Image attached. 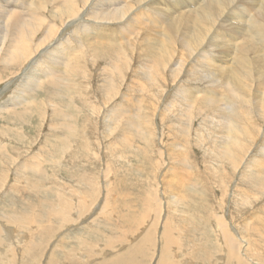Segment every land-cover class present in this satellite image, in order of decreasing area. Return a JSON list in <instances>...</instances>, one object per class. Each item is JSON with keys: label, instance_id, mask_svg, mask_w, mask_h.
Returning <instances> with one entry per match:
<instances>
[{"label": "rangeland", "instance_id": "rangeland-1", "mask_svg": "<svg viewBox=\"0 0 264 264\" xmlns=\"http://www.w3.org/2000/svg\"><path fill=\"white\" fill-rule=\"evenodd\" d=\"M30 1H32L33 3ZM39 1L40 0H28V3L26 4L30 5L29 3H32L31 4L32 6H30V9L33 8L31 10H35V7L39 5L37 4V2ZM103 1L106 2V0H103ZM127 1H129L132 4V7L133 6L136 7L137 13L136 12L134 13L136 14L137 17L141 16L140 18L142 19L147 18L145 17L146 15L143 14L144 10H140V8L144 9V5H145L144 1L143 2L140 1L141 3L136 2L134 0H127ZM165 1L166 3H169L168 1L170 0H165ZM73 3L75 4V8H77L78 6L77 14H75L74 16L63 17L62 15L59 17L58 15H55L54 13H52L55 9L52 6V4L50 6L47 3L44 4V0H43L44 8H42L40 12L38 13V15L41 18H35L36 20H38L40 24V26L38 27L40 31H37L38 30L37 29L36 31L34 30L35 32L32 33V42H33L32 46L34 47L33 48L30 47V48L32 49L31 52L35 50L34 51L35 54L34 53L32 54L36 56L39 51L42 53H45L41 49L51 44L53 38H54L53 41H56V37L62 38L63 34L59 33L61 29L65 28L67 30L66 32H68V34L67 33L65 34L66 36L65 38H68L69 36L70 38H72V40H74L76 37L75 35L76 26L73 24L72 25L70 24V22L73 20L72 18L74 17L78 19V16L82 15V18L83 19L85 18V19L82 22L81 20L78 22L79 24H83L84 21L86 20L89 21L91 19L90 18L91 12L93 10L99 11V8H100V5H99L100 1H97V0H73ZM139 3L141 4V6ZM98 5H99V8H98ZM140 13H142L143 15H140ZM35 19L33 22H35ZM126 19L127 18H125L123 24L130 22L129 18L127 19L129 21H127ZM143 21H146V20H142V22ZM68 22L69 24L67 25ZM108 23L109 24L107 25H110L108 26L109 31H112V28L114 30L119 27V25H117L118 21L111 20ZM140 24L136 25L137 29L135 28L134 30L135 33H133L130 36L129 41L131 43L127 45L129 49L128 59L130 58L131 60L129 59L127 61L128 66L126 64L127 69L125 68L124 71L125 72L127 70L129 71L130 70L129 66L133 64L131 66V70L129 72L127 71L129 75L127 73L126 74L123 73L124 76L123 75L118 76V79H117V76H114L113 74H111L112 76L111 78H109V82L114 81L115 84L117 85L116 91L111 92V94H109L107 91H102L100 93L98 88L104 84L107 85L106 83L107 79H106V76L104 75L105 73H109L108 71H104L103 74L101 75L100 73H102L103 70L101 69L100 71V67L101 68L104 67L108 69L109 66L105 65V62L102 58H98L93 61L94 63L93 62L88 63L86 66L88 68V74L86 77L88 78V76L91 73L93 75L95 74L94 77L91 74L92 76L90 75L88 80L87 78L85 80H82L80 77L74 78L75 83H78L79 79L82 80L83 83H85L83 84L84 86L83 90L84 89L85 91L87 89L89 90V91L87 90V92L85 93L86 99H88V103H89V105H86V107L81 108V106H84V105L80 102V99H78V97L77 99L74 100V102L77 103L76 104L74 102L72 103L69 102L70 99L61 98V97L54 98V100L53 99L48 100L45 98V96H43L44 95L43 92H38L37 97H36V94H35V97L37 99L42 98V100L44 101L43 102L38 101V105L30 106L31 110L29 111V113L27 112L28 113L27 118H24L22 121L18 119H13L11 116L7 114H5L7 116L4 115L5 116L4 118V116L2 115V113L4 112L3 111L0 112V136H1L0 138H2V136L4 135L3 137L4 139L6 138V141H7V138L9 136V141H8L9 144L16 142L15 147L16 148L19 147L20 150H22V151L16 150L13 156H17V155L25 156L26 154H28L29 151H31V149L36 151L37 150L36 148L39 146V144L42 141L46 140L45 138L46 133H48L49 136H53V134L59 133L62 136L68 135L69 137H70V132L76 133V137L75 135H73L70 138V140L67 141V143L65 142L59 147V148L65 149L66 155L65 154L60 155L59 150L55 152V155L53 157L61 156L60 157L61 162L56 161V159L53 158L48 161H45L42 164L44 165V167L46 166L43 170V173H44V177H43L44 179L42 180L43 187H40V189L41 188L43 189L41 190L37 199L34 198L29 192L27 194L25 193L24 197L22 194H18L19 191L17 187L19 186V184L22 185V183L19 181L15 182V173L9 169V166L4 165L5 163L7 164L8 160L7 161L5 160V163H3L2 159L5 156H3L4 154L3 152L0 153V181L2 182V186L0 187V223H1L0 233L2 234L5 233V231L3 230L4 227L15 226L17 228V231L24 233L25 238L27 237V235H28L27 238L33 235V237H31L30 240H27L24 242L22 241L23 243L19 242L17 239L14 238L15 240L14 239L13 240L15 243L14 245L15 247L13 246V243L11 241L10 243L6 237L1 235L0 251L4 252L3 253L4 255L0 252V264H25V262L26 264H28L29 261H32L29 264L31 263L32 264H48L50 260H56V258L59 261L58 262L56 260L58 264H63V262L64 264H104L107 262L108 263L111 262L112 258L122 255L123 251L126 252L131 246L139 243L140 241H142L144 245H146L144 246V249L146 248L145 254L138 257L139 260L142 258L140 260L141 263L138 262L134 264H220V263L230 264V262L231 264H238L236 263L237 260L234 258L235 257L237 258L239 256H240L239 258H241V260L243 261V264L244 262L246 264L247 260L249 262L251 261L250 262L251 264L252 263L253 264H264V247H263L264 239H262L264 238V228H263L264 225H262L263 224L262 222L264 221V213H263L264 212V206H263L264 205V193L263 194L258 193V191L257 193H254L256 192L255 190H252V192L250 191L249 193H254L251 195L253 199L255 198L253 200L250 195L247 196V194L249 193L247 194L245 193L247 192L246 191L247 189H246L244 192V194L246 195V196L244 195V197H246L244 198V200L246 201H244L245 203L242 202L243 197H238V196L241 194L240 192L243 191L241 189L242 188L245 189V188L237 182H240L239 177H241L240 174H242L241 171L244 165L240 163V165H238V168L231 169L232 167L230 168L229 163H227L225 160H220L216 158L210 153L211 151H216L217 148H222L219 145L222 144L221 140L223 141L224 137H223L222 130H220L221 127L219 126H221V116L223 115V113L221 112L219 113L220 118L217 115L207 116L201 113L199 114L198 112H196L198 115L196 113L193 115L191 124H189L190 127H188L191 129L187 133L188 140L185 141L186 146H189V147L187 149L184 148L183 150L184 159L187 161L185 165V168L187 170L183 166H181V168L183 169L181 170L179 168L180 165L174 161V159L172 158V155L171 156L170 154L168 155L167 153L168 149H167V152L165 151L166 148H168L167 143L170 145L172 143H175V141L178 140V137H177L178 135L175 133L176 127L180 122V121L178 122V120L180 118H183V115H184L183 113L185 111L184 105L182 106L181 103H177L178 105H176V103L174 102V103L169 104L170 106L167 105L168 107H166L165 105L167 104V102L168 103L169 101L171 102L173 97H175L174 96L175 87L179 81L185 78V75L180 74L179 81L176 83L172 77L173 74L175 73L171 74L170 69H166V68H169V66L166 65V68L164 66L163 67L164 70L160 71L162 73L164 72V74H166L165 72H167L166 76L165 75L157 76L158 75L157 74L155 78L156 81L154 82L155 84L154 83L150 84L149 81L147 83V80L143 76L144 75L143 71L141 70L142 62L139 56L142 54L141 47H143V45L146 43V41L144 40H147L148 42H152V39L150 38L151 34L149 33V30H148L149 28H151L152 22L150 23V21L149 22L147 21L146 24L145 23L142 25ZM41 26H43L42 29H41ZM146 26L148 27L147 30H146L147 28ZM49 27H52L51 28V30L53 31L52 39L50 41H47L45 45L36 46L35 44L37 43L38 45L39 38L42 37L41 31L46 30ZM135 34H137L136 36L138 37H136ZM145 34L148 35L149 37L146 36ZM140 35L142 36L139 37ZM156 38L157 40L159 39L164 40L162 35H158ZM134 42L136 43V45L133 44ZM55 43L56 42H53L50 47H52V45H54ZM124 43L125 42H123V44ZM133 48H137V49H133ZM38 56H41L40 53ZM132 60H136V61H133L132 63ZM13 64L14 66H10L11 69H7V68L4 69L0 65V74L3 75L2 76L3 80L1 79L0 81V103H2V100L6 101V99H10L13 95L16 94V91L13 90V88L16 89L17 84L20 83V82L18 83L17 79L21 77V73H24L26 70H28V68L30 70V68L32 67L30 61L28 62L25 61L21 65H19L18 62H13ZM98 64L100 65V67ZM143 64H145L144 58H143ZM96 66H98V69H95L97 68ZM257 73H256V76H258ZM260 74L262 73L260 72ZM92 77H93V80H92ZM104 78L106 80H104ZM133 78H135V80H132ZM139 78H141L140 81H139ZM15 80H16V83H14ZM144 82H145L146 87L142 86L144 85L143 84ZM124 83L126 86H124ZM191 84L197 85V86L199 85L205 86L207 84V81H204V80L192 81ZM252 85L251 83L250 85L248 83V86H252ZM254 86L255 87L253 88L250 87L252 90H249L250 88L249 89L243 88V90L251 91L248 93V96H246V98L250 97L251 94L252 95L255 94L253 90H256L257 88L256 83L254 84ZM97 91L100 95L98 93L96 94ZM247 91L246 93H244L245 91L242 92L241 93L242 95H240L239 98H244L245 96L243 95H247ZM137 94H139L140 96ZM124 99H129L131 101V103H129L128 106L130 107V114H132V120L134 119L133 122H135L133 123V125L134 124L136 125V126L134 125L133 127V130L135 131V136L134 137L132 136V140H130V142L133 141L132 142L133 144L130 143V146L132 147L131 149L125 148L124 150H122V147L119 146V148H117L115 145L116 150H114L113 145L112 146L109 145L111 140H113L114 142L116 141L117 138H119L118 144H120L123 147L126 146V144H124L123 142V137H121L119 134V132H121L124 127L123 126L124 119L122 117V114L119 113L120 110L122 109L121 106H122V101ZM103 100L107 102L105 103ZM140 100L142 104H140L141 103ZM99 101L100 103H98ZM112 101L114 103L116 102L115 112L120 114L119 117L117 115L118 125H116L115 123L113 128L111 127L106 130V128H103V127L106 126L107 124L106 122L108 121L109 117L105 115H107L108 110L112 107V104H113ZM144 103H145V107H144ZM75 104L77 105L76 106L77 108L73 109ZM54 105L60 107L59 111L63 113L65 112L64 114L66 113L70 114V111L72 112L71 115L73 116H70V120L67 122L68 126L57 127L55 130L49 129V124L52 123L51 113H54V110H53ZM92 106L99 109L100 111L97 109L95 110L94 107ZM181 106L183 109H181ZM38 109H40L41 111ZM42 112H45V113H42ZM263 113L264 112H262V114H257V112H255V114H253L251 112V114L253 115H249L250 118L253 117V119L251 120L252 124L257 125V128L259 129L262 128L261 126H264V114ZM42 114H44L45 116H43ZM83 115H85L87 119L84 118ZM254 116L257 119L254 118ZM215 117L217 118L215 119ZM61 119L62 118L60 117V121ZM97 120L99 122H96ZM209 121L210 122L213 121V122L210 123ZM205 122H208V123H205ZM215 122H217L218 124H216ZM85 123H86V126H85ZM108 124H111V122H108ZM7 126L16 127L19 129L22 128V132L24 133V136H25L23 141H21L23 136H21L19 133H15L19 129L17 130L14 129L12 132H10L13 134L9 135L8 134L9 129L7 128ZM71 126L73 130H70ZM118 126L122 129L121 130L117 129ZM250 127L252 128V126ZM90 128L92 130H90ZM141 128L144 130H142ZM169 128H171L170 130L174 129L175 131H170ZM212 128H214L217 131H215ZM112 129L114 130L113 133L115 134V136L112 133ZM208 129H209V132H208ZM106 132L110 136H108ZM255 132H256L255 136L257 137L248 136L249 137L247 141V152L248 153L244 158L245 159L244 161L246 163L248 162V160L250 161V158L253 155H255V151L257 149L260 153V151L262 150L261 148L264 147V146H261V145H264L263 130L260 129V131H255ZM87 133H88V137L86 138ZM103 133L104 135L107 136V138L106 136L102 137ZM153 133H156V136H154L155 134ZM116 134H118L119 137L117 135V138L113 139V136L116 137ZM141 134L143 136H141ZM172 134L174 137L176 136L175 137L176 139H173L172 138L173 136H170ZM227 135L228 134H226V136ZM74 139L76 142L74 141ZM144 139L148 141H145ZM37 141H39V143ZM197 142H199L200 144L199 143L197 144ZM261 142L263 143L261 144ZM258 144H259V147H258ZM110 146L112 147V149ZM9 149L11 148L9 147ZM67 149L68 151H66ZM162 150H163V154H161ZM122 151L124 152L122 153ZM53 162H56V163H53ZM60 163H62L61 166H60ZM105 168L108 169V175L105 176L104 178L103 170L105 171ZM222 169L223 170L225 169L224 173H222ZM183 175H185L186 178H184ZM24 176H26V174ZM90 176L93 177L94 181L90 179ZM178 178L182 180L180 181V179ZM178 180L182 182V185H180L182 188H180V190L178 187H176L177 185L179 186V184H177L176 182ZM174 182H176L177 185ZM86 184H87V187L90 184L91 185L90 187L87 188ZM235 185L240 187V190H241L240 192L237 191L238 187H236ZM51 186L54 190L51 188ZM171 186H174V187H171ZM187 187L189 188L188 189L189 191L194 189L192 193H195V194L193 195L190 194L189 191L186 190ZM203 189L209 192V196L201 192ZM234 190L238 192L239 194H237ZM57 191H58V194H57ZM179 191L180 192L182 191V192L180 193ZM16 192H18L17 193L18 195L16 194ZM53 192L55 194H53ZM185 192L190 194V197L188 199H185V197H182V194H185ZM235 196H237V198L239 199H237ZM247 197H250V198L247 199ZM105 198L107 199L106 207L102 203L105 201L104 200ZM233 198L234 200H236L235 202L233 201ZM20 199L22 201H20ZM26 199L31 200V203L25 204V206H23L22 219L26 215L27 219H25V221L28 220L29 223L23 221L21 222V224L20 222L19 223L17 222V225H16V223H13V221H11L10 219L8 220V218L3 217V215H1V210H3L4 212L6 208H9V206H12V205L21 207L22 203L23 202L25 203ZM96 199H98V201ZM145 199L147 200L144 201ZM41 200L43 201V204L41 205L42 207L39 205L41 203ZM86 200L88 202V205L86 204ZM47 201L48 202L51 201V203H54V204L51 206V204H48ZM92 202L94 203L93 205H92ZM240 202L244 204L240 205ZM213 204L215 205V207ZM68 205H69V209H68ZM62 210L64 211V213ZM100 210L105 211L107 213L100 214ZM208 210H210L209 212L211 213L209 219H207V215L209 214ZM97 211L99 212L98 214H97ZM54 212H56L57 214ZM223 213H225L224 215L230 222L231 227L229 225L221 226V224L218 223V220H217L218 217L216 218V220L214 219V217L217 216V214L222 215ZM18 214L22 216L21 212H19ZM213 215L214 217L212 218ZM29 216L30 217L32 216V217L30 218ZM258 217L260 220L262 219V222L259 221ZM19 218L17 221H22L20 220L21 218L20 219ZM29 219L32 221H30ZM253 220L254 221L256 220V221L254 222ZM256 222H259V224L257 223V224L252 225V223H256ZM246 223H248V225H246ZM255 225H260V226L262 225V228L260 229L259 228L260 226L255 227ZM149 226L150 227L152 226V228L155 231ZM244 227H246L247 230ZM150 229L152 230V232ZM166 229L168 231L170 230L175 231L174 234L177 237H179L178 240L180 239L179 242L176 241L177 243L174 245L175 252L174 251L171 252L172 248L171 249L168 248L167 250V242H166L167 237L164 235V230L167 231ZM258 229H259V234H258ZM224 230L227 232L223 233ZM148 231H150V233ZM256 231L257 233L254 236ZM260 232L262 235L260 234ZM148 233L149 235L152 233V235H150L151 237L147 236ZM230 236L232 240H234L235 246L238 245L240 248L239 251L237 250L239 256L237 255L234 256L235 255L234 251L228 249V245H227L228 243L225 242L226 241L225 238H228ZM151 238L153 239L151 240ZM115 240H118V242H114L112 243L113 245L109 246L108 241H115ZM8 242L10 243L8 254H13V253L15 254L14 258L13 257L10 258L9 261H7L8 260L7 258H9L10 255H7V253L4 251V248H3L5 243L8 244ZM21 245L28 248V253L26 252L25 254H22L23 250H21L20 252L16 250L18 246H21ZM11 247H12V251H11ZM70 250L73 253V256L71 257H69V254L71 253ZM23 255L25 256L24 258L22 257ZM145 255H147L148 260L145 258ZM29 256H31L30 258L32 260L29 259ZM52 257H54L55 259ZM64 258H67V259H64ZM187 259L190 261H187ZM233 261H235V263ZM249 262L247 264H250ZM132 263L133 262L129 264H132Z\"/></svg>", "mask_w": 264, "mask_h": 264}, {"label": "bare ground", "instance_id": "bare-ground-1", "mask_svg": "<svg viewBox=\"0 0 264 264\" xmlns=\"http://www.w3.org/2000/svg\"><path fill=\"white\" fill-rule=\"evenodd\" d=\"M97 1H100V4H99L100 8L98 5L99 11L93 10L91 12V17H90L91 19L89 21L86 20V21H84L83 24H79L78 21L81 20V22H82L85 19V18L84 19L82 18V15L78 16V19L74 18V17L72 18L73 20L70 22V24L71 25L73 24L76 26L75 27L76 28L75 29L76 37L74 40H72V38H70L69 36H68V38H65L66 37L65 34L66 33L68 34V32H66L67 30L65 28L61 29L59 31V33H62L63 35H62V38L56 37V41H53L54 38L52 39V33H53V31L51 30L52 27H49L46 30H42L41 31L42 37L39 38V43H38V45L36 43L35 44L36 46L45 45V43L47 41H50L51 39H52L51 44L53 42H56V43L54 45H52V47H50L51 44L47 45L46 47L41 49L45 53H42L39 51L37 53V55L35 56L34 55L35 50L33 52H31L32 49L30 47H32V48L34 47V46H32L33 45L32 33L35 32L38 29V27L40 26L38 20H36L35 18H41L38 15V13L40 12V10L42 8H44L43 0H40L39 2H37V4H39V5H37L36 7L34 6L35 10H31L33 8L30 9V6H32L31 4L33 3L32 1H30V2H32V3H29L30 5H27L26 3H28V0H23V1L22 0H0V65L4 69L5 68L11 69L10 66H14L13 62H18L19 65H21L25 61L26 62L30 61L31 65H32L30 70L28 68L29 71L26 70L24 73H21V77L19 79H17L18 83L19 82L20 83L17 84L16 89L13 88V90L16 91V94L13 95L10 99H6V101L2 100V103H0V112H2V111L4 112V113H2V115L4 116L5 114H7V115L11 116L13 119H18L20 121H22L24 118H27V114L31 110L30 106L38 105V101H40V102L44 101V100H42V98L41 99L36 98L38 92H43L44 93L43 96H45V98L48 100L49 99L54 100V98L61 97V98L70 99L69 102H71V103L74 102V100L77 99V97H78V99H80V102L84 105V106H81V108L86 107V105H89L88 99H86V95H85V93L87 92L88 89L86 88L87 89L86 91H85V89L83 90V88H84L83 84H85V83H83L82 80H85L87 78L86 77L88 74V68L86 67L87 64L92 63L94 60H96L98 58H102L105 62V65L109 66V68L106 69L103 66H102L103 68H101L100 65L98 64L100 67V71H101V69L103 70L102 73H100V74L102 75L104 71H108L110 73V75H109V73H105V75H104V76H106V79H107V82H106L107 85L106 84L102 85L100 83L102 85V86H100V84H99L100 87L98 89H99L100 93L102 91H107L109 94H111V92L116 91L117 85L115 84L114 81L109 82V78H111V76H112L111 74H113L114 76H117V79H118V76L123 75V73H125V74L127 73L128 70L125 72L124 69L126 68L127 61L130 59V58L128 59L129 49L127 47V45H129L131 43L129 41L130 36L133 33H135L134 30L137 27L136 26L137 24L141 23L140 25H142L144 23L146 24L147 21L148 22L150 21V23L152 22L151 28L148 29V27H147L148 25H147L146 30L148 29L149 33L151 34L150 38L152 39V42H148L147 40H144V41H146V43L143 45V47H141L142 54L139 56L140 60L142 62L141 70L143 71V74H144V75L143 74L142 75L147 80V83H148V81L150 82V84L154 83L156 81L155 78H156L157 74H158L157 76H162V75L166 76L167 72H165L166 74H164V72L163 73L160 72L161 70L162 71L164 70V68H163L164 66L166 68V65L169 66V68H166V69H170L171 74L175 73V74H173L172 77L176 83L179 81L180 74L185 75V78H183V80L179 81L177 83V85L175 84L176 85L175 93H174L175 97H173L171 102L168 100L169 103L167 102V104L165 105L166 107H168V106H170L169 104L175 102L176 105H178L177 103H181V105L182 106L184 105V108H185V111L183 113L184 114L183 118H180L178 120V122L179 121L180 122L176 127L175 133L178 135L177 136L178 140L175 141V143H172L170 145L167 143L168 148L164 147V148H166L165 151L167 152V149H168V152H167L168 155L169 154H170V156L172 155V158L174 159V161L180 165L179 168L181 170H183L181 168V166H183L185 168V165L187 162L184 159V151L183 150H184V148L187 149L189 147V146H186L185 141L188 140L187 133L191 130L188 127H190L189 124H191V120H192L193 115L196 112H198L199 114L201 113V114H204L207 116H210V115L211 116H216V115L219 116V113L221 112V113H223V115L221 116V126H219V127H221L220 130H222V132H223L224 139H223V141L221 140L222 144L219 146H221L222 148H217L216 151H211L210 152L211 155L215 156L216 158H218L220 160H225L227 163L230 164V168L232 167L231 169L238 168V165H240V163H242V165H244L243 169L241 171L242 174H240L241 177H239L240 182H237V183L241 184L245 189L242 188L241 190H243V191L240 192L241 191L240 187L236 186L237 183L235 185L236 187H238L237 191L241 193L238 197H243L242 202L246 201V200H244V198H246V197H244V195H245L244 192L246 189H247L246 190L247 192H245L246 194L249 193L250 191L252 192V190L256 191V192L253 191L254 193H257V191H258V193L263 194L264 193V147L261 148L262 150L259 149V150H261L260 153L257 149L255 151V155H253L250 158V161L248 160L247 163L244 161L245 160L244 158L248 153L247 152V141L249 138L248 136L254 137L255 133H256L255 131H260V129H262L264 132V126L260 125L262 128H260V129L257 128V125L252 124L251 120L253 119V117L250 118V116H249V115L255 114V112H257V114H262V112H264V0H170V1H168L169 3H166L165 0H134L136 2H140V1L145 2L144 9L140 8V10H144L143 14L146 15L145 16V17H147L146 19L140 18L141 16L137 17L136 14L134 13V12L137 13L136 7L133 6L134 7L133 8L132 4L127 0H106V2H104L103 0H97ZM45 3L49 4V6L52 4V6L55 8L52 13H54L55 15H58L59 17L62 15H63V17H68V16H74L75 14H77L78 6H77V8H75V4L73 3V0H44V4ZM94 3H95V1H94ZM89 4H90V2H89ZM140 6H141V4H140ZM88 13H90V12H88ZM143 14L140 13V15H143ZM40 15H41V13H40ZM125 18H127V19L129 18L130 22H128V23L125 22L126 24H123ZM34 19H35V22H33ZM111 20L112 21L113 20L118 21L117 25H119V27L114 29V30L112 28V31H109L108 26H110V25H107V24H109L108 22H110ZM142 20H146V21L142 22ZM127 21H129V20H127ZM52 23H54V22H52ZM68 24H69V22L67 23V25ZM44 25H46V24H44ZM55 25H56V23H55ZM42 27L43 26H41V29H42ZM37 31H40V29H38ZM136 35L137 34H135V36ZM158 35H162L164 40H161V39L157 40L156 37ZM141 36L142 35H140L139 37H141ZM143 36H144V34H143ZM146 36H148V35H146ZM136 37H138V36H136ZM132 38H133V36H132ZM141 40H142V38H141ZM123 42H125V43L123 44ZM136 42H138V41H136ZM133 44L136 45L135 42ZM38 48H40V47H38ZM84 48H85V50H84ZM133 49H137V48H133ZM36 51H38V50H36ZM32 53H34V54H32ZM39 53L41 56H38ZM143 58H144L145 64H143ZM133 61H136V60H132V63H133ZM96 62H98V61H96ZM91 65H93V64H91ZM132 65L129 66L130 70H131ZM127 66H128V64H127ZM96 67L97 68H95V69H98V66H96ZM91 71H93V70H91ZM183 71H184V73H183ZM257 72L259 74L261 72L262 74H260V75H262V76H260ZM256 73L258 76H256ZM90 75L88 76V78L90 77ZM94 75H93V77H94ZM142 75H140V76H142ZM2 76L3 75L0 74V81L2 79ZM75 77H80L82 80L79 79L78 83H75L74 82ZM93 77H92V80H93ZM128 77H130V76H128ZM88 78H87V80H88ZM125 78H127V77H125ZM125 78H123V79H125ZM131 78H132V76H131ZM97 79H99V78H97ZM106 79L104 78V80H106ZM140 79L141 78H139V81H140ZM132 80H135V78H133ZM199 80L207 81V84L205 86H202V85L197 86V85L191 84L192 81H199ZM63 81H65L66 83ZM248 81H250V82H248ZM252 82H254V83H252ZM14 83H16V80ZM97 83H98V81H97ZM248 83H249V85H250V83H251V85L252 84L253 85L248 86ZM255 83L257 86L256 90H253V92L255 93L254 94L255 96L250 93L251 94V95L249 94L250 97L246 98V96H248V93L251 91L243 90V88H246V89L247 88L249 89L250 87L253 88V87H255L254 86ZM127 84H128V82H127ZM136 84H138V83H136ZM143 84L144 85H142V86H145V82ZM8 86H10V85H8ZM124 86H126L125 83H124ZM121 87H122V85H121ZM129 87H131V86H129ZM98 89H96V90H98ZM92 90H93V88H92ZM136 90H137V88H136ZM249 90H252V89L250 88ZM246 91H247V95H243V96H245L244 98H239L240 95H242L241 93L242 92L246 93ZM144 92H145V90H144ZM97 93H98V91L96 92V94ZM35 94H36V97H35ZM112 94H114V93H112ZM137 95H139V94H137ZM151 97H153V96H151ZM142 99H144V98H142ZM110 100H111V98H110ZM141 100H140V102H141ZM260 100H262V101H260ZM108 102H109V100H108ZM74 103H76V102H74ZM98 103H100V101ZM129 103H131V101L129 99H124L122 101V106H121L122 109L120 110L119 113L122 114V117L124 119V124L121 122L124 127H123V129L120 128L119 126L117 128L120 130L122 129V131L119 132V134L121 137H123V142H124V144H126V146L123 147L120 144H118V139H119V138H117L118 134H116V137H114L115 134L113 133L114 130L112 129V133L114 134L113 139H115V138H117V139L114 142H113V140H111L110 143H112V144L109 143V145H111V146L113 145L114 150H116V147L119 148V146L122 147V150H124L125 148H130V149L132 148L130 146V143H132L133 141L130 142V140H132V136L133 137L135 136V131L133 130V127L135 125V124L133 125V123H135V122H133L134 119L132 120V114H130V107L128 106ZM145 103H147V102H145ZM145 103H144V107H145ZM45 104H46V102H45ZM76 104L73 107V109L77 108ZM113 104H112V107L108 110L107 115H105V116L109 117L108 121L106 122L107 123L106 126L103 127V128H106V130L111 128V127L113 128L115 123H116V125H118L117 119H118L120 114L115 112L116 102L115 103L113 102ZM140 104H142V102ZM134 105H135V103H134ZM148 105H149V103H148ZM182 106H181V109H183ZM92 107H94V106H92ZM142 107H143V105H142ZM59 108L60 107L54 105V109H53L54 113H51V116H52L51 122L52 123L49 124V129L55 130L57 127L68 126L67 122L70 120V116H73V115H71V113H72L71 111H70V114H67V113L64 114L65 112L63 113V112L59 111ZM40 109H38V110H40ZM94 109L96 110L97 108L94 107ZM32 110H34V109H32ZM97 110H99V109H97ZM251 112L253 114H251ZM42 113H45V112H42ZM7 115H5V116H7ZM33 115H34V113H33ZM42 115L45 116L44 114H42ZM117 115H118V117H117ZM5 116H4V118H5ZM60 117L62 118L61 121H60ZM83 117L87 119V117L85 115H83ZM199 117H200V115H199ZM216 118L217 117H215V119ZM219 118H220V116H219ZM254 118H256V117L254 116ZM57 120H59V121H57ZM151 121H152V119H151ZM96 122H99V121L97 120ZM108 122H111V124H108ZM211 122H213V121H211ZM217 122H215V123L218 124ZM121 123H119V124H121ZM205 123H208V122H205ZM145 125H147V124H145ZM85 126H86V123H85ZM87 126H89V125H87ZM250 126H252V128ZM174 127H172V128H174ZM7 128L9 129L8 130L9 135L13 134L10 132H12L14 129H16V130L19 129V128L12 127V126L11 127L7 126ZM20 129L17 130V132H15V133H19L21 136H23V138L21 139V141H23L25 136H24V133L22 132V128H20ZM117 129H115V130H117ZM170 129L171 128H169V130ZM212 129H214V128H212ZM70 130H73L72 126H71ZM90 130H92V129L90 128ZM142 130H144V129H142ZM139 131H140V129H139ZM170 131H175V130L173 129ZM215 131H217V130H215ZM208 132H209V129H208ZM153 134H155L154 136H156V133H153ZM226 134H228V135L226 136ZM73 135H75V137H76V133H74V132H70V137L68 135L62 136L59 133L53 134V136H54L53 137V136H49V134L46 133L45 134L46 140L42 141L39 144V146L36 148L37 150L35 151V150L31 149V151H29L28 154H26L25 156H22V155L21 156L20 155L13 156V154H15L16 150L17 151H22V150H20L19 147L18 148L15 147L16 142L9 144V142H8L9 136L7 138V141H6V138L4 139V137H3L4 135L2 136V138H0V150H1L0 153L3 152L4 153L3 156H5L2 159L3 163H5V160L6 161L8 160L7 164L5 163L4 165L9 166V169L15 173V182L19 181L22 183V185L19 184V186L17 187L19 193L16 192V194L17 193L22 194L24 197L25 193L27 194L29 192V193H31V195L34 198H36V199L38 198L41 190L43 189V188L40 189V187H43V181H42L44 179L43 178L44 177L43 170L46 167V166L44 167V165H42V164L45 161H48V160L53 159V158H55L56 161L61 162V158H60L61 156H58V157L57 156L53 157V156L55 155V152L57 150L60 151V155H63V154L66 155L65 149L59 148V147L62 144H64L65 142L67 143V141L70 140V138ZM107 135H108V133H107ZM103 136H106V135H104V133H103L102 137ZM108 136H110V135H108ZM141 136H143V135L141 134ZM170 136H173V134ZM225 136H226V138H225ZM87 137H88V133L86 134V138ZM118 137H119V135H118ZM175 137L173 136L172 138L176 139ZM188 137H190V136H188ZM218 137H219V135H218ZM255 137H257V136H255ZM106 138H107V136H106ZM197 138H198V136H197ZM36 139H38V138H36ZM74 141H75V139H74ZM145 141H148V140H145ZM200 141H201V139H200ZM37 142L39 143V141H37ZM198 143L199 142H197V144ZM262 143L263 142H261V144ZM115 145H116V147H115ZM210 146H212V145H210ZM261 146H264V145H261ZM9 147L11 149H9ZM258 147H259V144H258ZM111 149H112V147H111ZM109 150H110V148H109ZM66 151H68V149ZM123 152L124 151H122V153ZM131 153H129V154H131ZM161 154H163V150L161 151ZM208 154H207V156H208ZM140 155H142V154H140ZM149 157H150V155H149ZM53 163H56V162H53ZM61 164L62 163H60V166H61ZM92 164H94V163H92ZM10 165H12L14 167H12ZM63 167H64V165H63ZM170 168H171V166H170ZM60 170H58V171H60ZM224 170L222 169V173H224ZM25 174H26V176H24ZM107 175H108V169L105 168V171L103 170L104 178ZM183 176H184V178H186L185 175H183ZM180 178H178V179H180ZM58 179H60V178H58ZM90 179L93 180V177L90 176ZM181 180L182 179H180V181ZM178 181H176V182H177V184H179V186L176 184V182H174V183L177 185L176 187H178L180 190V188H182L180 186V185H182V182L179 181L180 182L179 183ZM90 185L88 187H90ZM1 186H2V182L0 181V187ZM52 186H51V188H52ZM86 187H87V184H86ZM171 187H174V186H171ZM188 187L186 189L187 191H189ZM193 190L189 191V193L192 195L195 194V193H192ZM201 192H203V194H205V195L207 194L209 196V192L205 191V189H203ZM238 192H236V193L239 194ZM175 193H176V191H175ZM254 193H249V194H247V196L248 195L251 196ZM53 194H55V193L53 192ZM57 194H58V191H57ZM190 194L185 192V194H182V197H185V199H188L190 197ZM201 195H202V193H201ZM233 195H234V193H233ZM235 197L237 198V196H235ZM234 198H233V201L235 202L236 200H234ZM248 198H250V197H247V199ZM251 198H252V196H251ZM21 199H20V201H22ZM40 199H41V197H40ZM237 199H239V198H237ZM96 200L98 201V199H96ZM104 200H105L104 201L105 204H104V202H102V203L106 207L107 199L105 198ZM146 200L147 199H145L144 201H146ZM52 201H54V200H52ZM28 203H31V200L26 199L25 203L23 202L21 207L14 206V205L9 206V208H6L4 210V212H3V210H1V215H3V217L8 218V220L10 219L11 221H13V223H16V225H17V222L18 223L20 222V224L23 221L28 222V220L25 221V219H27L26 215L22 219V217H23L22 208H23V206H25V204H28ZM244 203L240 202V205H243ZM248 203H246V204H248ZM42 204H43V201L41 200V203L39 205L41 206ZM48 204H51V206H52L54 203H51V201H50V202H48ZM86 204L88 205L87 200H86ZM93 204L94 203L92 202V205ZM97 204H99V203H97ZM48 207H49V205H48ZM56 207H58V206H56ZM214 207H215V205H214ZM68 209H69V205H68ZM209 211L210 210H208V212ZM19 212H21L22 216H20L18 214ZM47 212H48V210H47ZM54 213H56V212H54ZM63 213H64V211H63ZM98 213L99 212L97 211V214ZM106 213L107 212L100 210V214H106ZM41 214H42V212H41ZM224 214L225 213H223L222 215L217 214V216H215V217L213 215L212 218L214 217V219L216 220V218L218 217L217 220H218V223L221 224V226H228L229 225L231 227L230 222L228 221V219L225 217ZM210 215H211V213L209 212V214L207 215V219H209ZM18 218L22 221H17ZM255 219H256V217H255ZM258 219H259V217H258ZM258 219H257V221H258ZM30 221H32V220H30ZM259 221L262 222V219L261 220L259 219ZM257 223L259 224V222H256V223H252V225L257 224ZM262 223H263L262 225H264V221ZM20 224H18V225H20ZM25 224H27V223H25ZM4 225H5V223H4ZM246 225H248V223H246ZM262 225L261 226L255 225V227L260 226L259 228L261 229ZM150 228H152V226ZM244 228H246V227H244ZM247 228H248V226H247ZM247 228H246V230H247ZM263 228H264V226H263ZM3 230L5 231V233L4 234L0 233V237H1V235L6 237L9 242L11 241L13 243V246L15 245V243H14L15 239H17L19 242H22V241L24 242V241L30 240V238L33 237V235H32L31 237L27 238L28 237V235H27V237L25 238L24 233L17 231V228L15 226L4 227ZM225 230L223 231V233L227 232ZM229 231H230V229H229ZM148 232L150 233V231H148ZM151 232H152V230H151ZM149 233L147 236L151 237L150 235H152V233L150 235H149ZM174 233H175V231H173V230H170V231L164 230V235L167 237V240H166L167 250H168V248L169 249L172 248L171 252L172 251L175 252V246L174 245L177 243L176 241L179 242V240H180V239L178 240L179 237H177ZM256 233H257V231L255 232L254 236L256 235ZM177 234H178V232H177ZM258 234H259V229H258ZM260 234H261V232H260ZM229 235H231V234H229ZM153 238H151V240ZM262 239H264V238H262ZM225 240H226L225 242L228 243V244L226 243L228 245V249L234 251V254H235L234 256H236V255L239 256L238 251L240 250V248L238 245L235 246L234 240H232L231 236L228 238H225ZM120 241H122V240H120ZM9 242H8V244L5 243V245L3 247L4 251L7 253V255H10V257L7 258L8 259L7 261H9L10 258H12V257L14 258V256H15L14 253L8 254L9 248H10L9 246L11 243V242L10 243ZM114 242H118V240L108 241L109 246L113 245L112 243H114ZM25 244H26V242H25ZM144 246H146V245H144V243L142 241H140L139 243L131 246L126 252L123 251L122 255L118 254L119 256L112 258L111 262H109V263L107 262L104 264H129L131 262H133L132 264L138 263L142 259L141 258L139 260L138 257L145 254L146 248L144 249ZM16 250L18 252L23 250L22 254H25L26 252L28 253V248L23 246V245L18 246V248ZM11 251H12V247H11ZM0 252L2 254L4 253L2 251H0ZM70 252H71V250H70ZM229 254H230V252H229ZM147 255H148V253H147ZM147 255H145L146 259H147ZM71 256H73L72 252L69 254V257H71ZM210 256H212V255H210ZM22 257L24 258L25 256L23 255ZM30 257L31 256H29V259H31ZM239 257L234 258L237 260L236 263L243 264V261ZM38 258H36V259H38ZM52 258H54V257H52ZM29 259H28V261H29ZM64 259H67V258H64ZM70 259H72V258H70ZM56 260L58 261L57 258H56ZM56 260H50L48 262V264H58L59 261L56 262ZM35 261H37V260H35ZM187 261H190V260L187 259ZM30 262H32V261H29L28 264ZM233 262L235 263V261H233ZM248 262L249 261L247 260V263ZM25 264H26V262H25ZM63 264H64V262H63ZM230 264H231V262H230ZM244 264H245V262H244Z\"/></svg>", "mask_w": 264, "mask_h": 264}]
</instances>
